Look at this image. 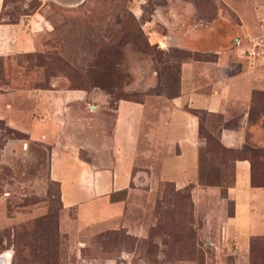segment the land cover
<instances>
[{"label":"rangeland","instance_id":"obj_1","mask_svg":"<svg viewBox=\"0 0 264 264\" xmlns=\"http://www.w3.org/2000/svg\"><path fill=\"white\" fill-rule=\"evenodd\" d=\"M243 71L256 85L226 113L188 106L191 90ZM182 93L200 143L196 173L176 184L160 177L161 138L149 131ZM123 106L140 116L129 151L110 139ZM226 128L245 134L227 147ZM240 160L257 188L248 213L235 208ZM79 164L128 178L104 196L109 212L64 207L53 167L74 181ZM4 254L8 264H264V0H0Z\"/></svg>","mask_w":264,"mask_h":264},{"label":"crops","instance_id":"obj_2","mask_svg":"<svg viewBox=\"0 0 264 264\" xmlns=\"http://www.w3.org/2000/svg\"><path fill=\"white\" fill-rule=\"evenodd\" d=\"M244 73L247 74L248 71H243V73H241L242 75L235 74L228 76L221 81L212 83L213 87L210 88L207 93H204L203 91L201 92V89L198 87L195 88L194 91L191 90L188 93V106L193 109H206L208 112L212 113H226L231 102H233V99L231 98H239L237 101H240L246 97L248 90L256 85L254 82L249 81L247 76H244L246 75ZM216 85L222 90L228 87L231 90L234 89V91H231L232 93H229L227 96L223 94L222 91V94L218 95L215 91L213 93V90H216ZM185 100L186 98L183 93L181 96L175 98V102L172 103V106L169 108L168 115H165L167 120L164 123L161 122L149 131L156 132V134L159 132L158 135H160L159 138H161L159 141V146L162 151L159 165L160 177L175 182L176 184V180L179 179L180 176L181 179H189L190 176H192V171L196 173L198 166V145L200 143L198 121L183 108ZM123 109H125L126 112H124L122 117L121 115L118 117L115 126L120 132L115 131L113 137L110 139L112 140L113 146H116V143L121 145V140L124 138L123 140H125L127 144L122 146V148L127 146V148L123 149L126 151L128 150L129 143H131L128 142V140L132 141L134 136L138 133L131 132L135 131L136 123H134V121H136L137 117L134 115L136 108L123 106ZM130 109H134L131 111L132 115L127 112ZM137 116V120H139V114ZM242 117L244 119L245 114ZM125 129L130 130V132H126ZM243 129L244 128H242V130ZM221 131L220 140L227 147H231L235 142H238L236 141L238 137L235 132H239L238 136L240 138L242 134H245L244 131L241 132V128L239 130H236L235 128H226ZM103 138L105 137L103 136ZM133 145L131 144V146ZM115 167L113 166L107 170H96L87 164L76 165L77 176L74 181L68 180L69 178H67L63 172L57 173L56 167H53L52 177L61 184V197L64 207H72L90 201L91 204L85 209V211H89L92 215L97 214L98 216L101 215V212H109L111 209L110 206H107L103 202L106 200L104 196L123 189L127 185L126 181H128L125 174L121 172L120 167L119 169H116ZM80 169L83 173L79 171ZM173 172L175 175H172ZM176 174H179L180 176L176 178ZM235 178L237 184L236 190L242 189L244 195V197L240 195L234 199L236 201L235 203H238V205H235V208L244 210L243 212L246 213L252 212L248 203L243 200L246 199V195L254 193L255 189H257L249 187L250 178L248 161L240 160L235 163ZM73 189L76 190L72 193ZM235 216L238 217V214Z\"/></svg>","mask_w":264,"mask_h":264},{"label":"bare ground","instance_id":"obj_3","mask_svg":"<svg viewBox=\"0 0 264 264\" xmlns=\"http://www.w3.org/2000/svg\"><path fill=\"white\" fill-rule=\"evenodd\" d=\"M3 257H4V259H3ZM0 258L3 259L6 264H8V255H5V254L4 255H1Z\"/></svg>","mask_w":264,"mask_h":264},{"label":"water","instance_id":"obj_4","mask_svg":"<svg viewBox=\"0 0 264 264\" xmlns=\"http://www.w3.org/2000/svg\"><path fill=\"white\" fill-rule=\"evenodd\" d=\"M0 259H1V258H0ZM3 259H4V257H3ZM3 259L0 260V264H6L5 261H4Z\"/></svg>","mask_w":264,"mask_h":264}]
</instances>
